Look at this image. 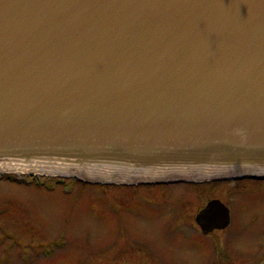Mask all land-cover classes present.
I'll list each match as a JSON object with an SVG mask.
<instances>
[{"label": "water", "instance_id": "obj_1", "mask_svg": "<svg viewBox=\"0 0 264 264\" xmlns=\"http://www.w3.org/2000/svg\"><path fill=\"white\" fill-rule=\"evenodd\" d=\"M1 169L264 178V0H0Z\"/></svg>", "mask_w": 264, "mask_h": 264}, {"label": "rangeland", "instance_id": "obj_2", "mask_svg": "<svg viewBox=\"0 0 264 264\" xmlns=\"http://www.w3.org/2000/svg\"><path fill=\"white\" fill-rule=\"evenodd\" d=\"M41 175L0 179V264H199L216 248L194 225L212 196L232 207L233 237L259 236L251 228L264 221V197L244 198L264 180L127 186Z\"/></svg>", "mask_w": 264, "mask_h": 264}, {"label": "flooded vegetation", "instance_id": "obj_3", "mask_svg": "<svg viewBox=\"0 0 264 264\" xmlns=\"http://www.w3.org/2000/svg\"><path fill=\"white\" fill-rule=\"evenodd\" d=\"M17 175H8V174H0V179H7V180H16L19 181ZM247 179V178H244ZM234 180H241V179H234ZM232 181V180H227ZM32 182V180L27 181ZM210 182H217V181H210ZM226 182V181H221ZM201 183H209V182H199ZM178 184V183H174ZM180 184V183H179ZM188 184V183H184ZM191 184V183H189ZM194 184V182H193ZM161 185H172V184H161ZM140 186H154V185H140ZM259 197H264V191L256 190V189H247L246 195L244 198L246 200L258 201ZM212 199H220L217 196H212L206 200V204L202 206L199 211H201L210 200ZM224 202V201H223ZM228 205L226 202H224ZM229 206V205H228ZM230 208V222L226 227L223 228H214L212 231L205 233L202 229V226L197 221L195 216L194 218V225L196 229L200 232V234L212 237L215 241V249L210 252L208 255L204 257H199L198 262L199 264H264V221L260 223V227L251 228V230H255V232H259V236L256 235L254 238H247V237H233L229 230L234 227L233 223L236 217L233 216L232 207ZM264 212V211H263ZM199 213V212H198ZM197 213V214H198ZM196 214V215H197ZM246 224V223H245ZM220 231H226V235H220Z\"/></svg>", "mask_w": 264, "mask_h": 264}, {"label": "bare ground", "instance_id": "obj_4", "mask_svg": "<svg viewBox=\"0 0 264 264\" xmlns=\"http://www.w3.org/2000/svg\"><path fill=\"white\" fill-rule=\"evenodd\" d=\"M253 180H256V179H253Z\"/></svg>", "mask_w": 264, "mask_h": 264}]
</instances>
